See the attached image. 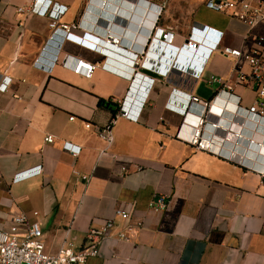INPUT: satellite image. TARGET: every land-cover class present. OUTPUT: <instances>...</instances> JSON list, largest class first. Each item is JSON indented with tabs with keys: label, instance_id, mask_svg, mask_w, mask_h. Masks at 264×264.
<instances>
[{
	"label": "crops",
	"instance_id": "crops-1",
	"mask_svg": "<svg viewBox=\"0 0 264 264\" xmlns=\"http://www.w3.org/2000/svg\"><path fill=\"white\" fill-rule=\"evenodd\" d=\"M35 1L0 0V83L12 78L9 92L0 93V231L10 232L12 218L27 214L39 221L52 254L65 242L82 247L87 232L120 209L129 220L115 218L113 235L86 264H264V177L177 139L183 118L169 109L182 107L188 95L213 100L224 89L215 80L222 79L240 97L245 117L257 101L255 88L237 84L234 62L220 50L254 45L264 37V24L250 31L236 18L207 9L206 0H50L66 7L60 23L79 27L50 43L49 19L28 12ZM108 30L123 39V49L145 50L137 76L98 67L88 79L62 66L67 56L102 63L93 47ZM157 30L171 33L173 41L159 42ZM190 38L202 45L199 52L184 48ZM40 57L41 68L35 65ZM110 59L130 69L120 57ZM241 69L250 72L247 64ZM121 102L133 106V117L118 122L115 141L100 158L105 144L96 128ZM222 104L215 101L211 121L264 141V121L245 122L231 105L220 112ZM193 110L202 111L198 105ZM180 133L187 137L191 130ZM47 136L55 143L47 144ZM67 143L80 148L79 156L65 151ZM221 145L249 164L259 166L264 158V149L232 135ZM38 166L42 174L13 183L16 174ZM158 196H166L170 207L157 214L149 203ZM138 224L131 240H117Z\"/></svg>",
	"mask_w": 264,
	"mask_h": 264
},
{
	"label": "built area",
	"instance_id": "built-area-1",
	"mask_svg": "<svg viewBox=\"0 0 264 264\" xmlns=\"http://www.w3.org/2000/svg\"><path fill=\"white\" fill-rule=\"evenodd\" d=\"M205 6L215 13L236 18L245 24L250 31L264 24V0H206ZM19 11L24 12L23 9H19ZM28 12L49 19V28L53 32V35L49 39L50 43L57 38L58 34H61L63 36L62 39L66 40L73 32L79 30V27L76 25L60 23L62 16L66 12V7L55 5L50 0H36ZM161 12L162 8L159 13L161 14ZM157 35L160 37L158 39L159 42H161L162 39L165 41H173L174 37L171 33L164 34L158 30L155 36ZM153 41L156 42V37ZM165 41L163 44L166 45L167 43ZM122 45H124L123 39L112 30H108L104 38L97 37L93 47V51L104 58L102 63H87L67 56L62 61V66L71 68L75 73L83 75L88 79L93 77L94 71L98 67L120 77L132 79L133 76L139 74V68L143 66L146 61V59H144L145 50L136 53L131 50L123 49L121 47ZM184 48L189 52H199L202 49V45L199 44L197 40L190 38L187 44L184 45ZM45 51L46 48L43 52ZM114 51L125 56H121ZM209 51H212V49ZM220 52L224 57L234 62L237 84L253 86L255 88L257 101L244 110L246 116L243 117L239 112V110H241L240 97L230 92L233 87L228 82L224 83L222 79H217L215 81L222 83L224 89L218 92L213 100L207 101L196 96L188 95L182 107L179 108L169 105L171 111L179 114L183 118L182 126L176 137L194 147L196 150L226 159L264 177V158L261 160L259 166L256 165V162L249 164L245 156L234 154L228 151L224 145H221L224 138L228 135H232L236 140L245 139L251 146H256L258 150L264 149V141L259 142L255 138L244 136L241 129L235 128V125L226 127L218 122L211 121V112L215 110V101L218 99L223 102L221 109L216 108L218 111L220 110V112L224 111L228 105H231L234 107L233 112L235 117H243L245 122L249 120L256 124L254 120L260 122L264 121V37H258L254 45L250 47L233 48L231 46H226L223 47ZM113 56L120 57L131 65L128 72L121 69L122 65H118V67L113 66V61L110 59ZM71 61H75L76 63L70 65ZM242 64H247L250 67L249 73L242 71ZM35 65L40 68L42 67V57L36 60ZM136 71L138 72L136 73ZM11 84L12 78H3L0 83V93L9 92ZM194 105H198L201 108L202 111L200 114L193 112ZM132 110V105L121 102L118 111L112 118L105 125L96 128L99 139L105 144V148L100 152V158L108 154L109 149L115 141L116 125L121 119H132ZM74 119V117L70 118L71 121H74ZM183 127L191 130L189 136L186 137L180 133ZM86 128L91 129L92 125L87 123ZM45 142L47 144H54L55 138L53 136H47ZM64 149L74 157L80 154V148L70 143L65 144ZM258 159L256 161H258ZM42 171V166H38L30 170L19 172L15 175L13 183L17 184L39 176L42 174ZM83 179L87 180V177ZM169 207L170 204L166 196H158L149 203V209L157 214L167 211ZM33 216L37 218L39 216L38 212H35ZM115 218L126 222L129 220L130 215L119 209L115 212ZM115 218L107 220L99 228L90 229L86 234L82 247L77 249L72 242H65L56 253L51 254L47 253L45 250L43 230L39 221L30 220L29 216L24 213L16 214L12 218L13 226L10 232L0 231V264H86L89 259L98 257L104 241L113 235V230L116 228ZM21 226L25 228L23 232L20 229ZM141 226L142 224L127 227L116 235L117 240H131L132 233L137 231Z\"/></svg>",
	"mask_w": 264,
	"mask_h": 264
},
{
	"label": "water",
	"instance_id": "water-1",
	"mask_svg": "<svg viewBox=\"0 0 264 264\" xmlns=\"http://www.w3.org/2000/svg\"><path fill=\"white\" fill-rule=\"evenodd\" d=\"M142 73L144 74H148L149 76L153 77V78H159L158 75L153 74L151 71L147 70V69H142Z\"/></svg>",
	"mask_w": 264,
	"mask_h": 264
},
{
	"label": "trees",
	"instance_id": "trees-1",
	"mask_svg": "<svg viewBox=\"0 0 264 264\" xmlns=\"http://www.w3.org/2000/svg\"><path fill=\"white\" fill-rule=\"evenodd\" d=\"M102 103H104V102H102ZM102 103H101V104H102ZM115 113H116V112H115Z\"/></svg>",
	"mask_w": 264,
	"mask_h": 264
},
{
	"label": "clouds",
	"instance_id": "clouds-1",
	"mask_svg": "<svg viewBox=\"0 0 264 264\" xmlns=\"http://www.w3.org/2000/svg\"><path fill=\"white\" fill-rule=\"evenodd\" d=\"M107 58V57H106Z\"/></svg>",
	"mask_w": 264,
	"mask_h": 264
}]
</instances>
